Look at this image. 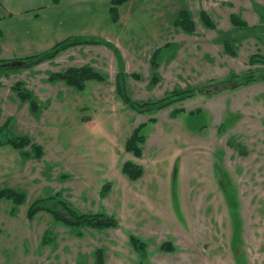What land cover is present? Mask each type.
Listing matches in <instances>:
<instances>
[{
    "label": "rangeland",
    "instance_id": "374dc122",
    "mask_svg": "<svg viewBox=\"0 0 264 264\" xmlns=\"http://www.w3.org/2000/svg\"><path fill=\"white\" fill-rule=\"evenodd\" d=\"M257 1L264 13V0ZM247 10L223 3L205 12L214 29L197 22L192 34L174 35L157 79L147 45L141 53L135 42L122 45L118 33L108 34L107 42L124 52L131 105L118 91L120 62L99 44L71 45L86 47L27 68L2 66L14 68L0 70V142L24 136L30 147L22 151L32 153L36 145L42 155L0 149V189L21 195L0 200V264H101L100 257L104 264H141L130 235L147 243L146 264H264V83L202 88L247 71L257 51L264 55L253 38L239 44L235 57L217 43V31L233 30L232 16L243 20ZM254 13V21H243L264 36V21ZM86 67L103 80L82 81L85 71L76 73L80 83L64 80ZM186 88L203 91L160 110L135 109ZM48 197L79 215L111 216L117 227L28 215L35 201ZM165 243L171 251L161 250Z\"/></svg>",
    "mask_w": 264,
    "mask_h": 264
},
{
    "label": "crops",
    "instance_id": "0c3cea01",
    "mask_svg": "<svg viewBox=\"0 0 264 264\" xmlns=\"http://www.w3.org/2000/svg\"><path fill=\"white\" fill-rule=\"evenodd\" d=\"M112 1L0 0V56L7 59L41 55L66 39H97L101 41L99 47L111 49L124 69V52L107 42L105 38L108 34L118 33L122 45L135 42L134 46L138 45L136 48L141 53L143 45H147L144 52L152 56L161 49L162 54L165 53V47L175 43L174 35L180 37V32L186 35L193 33L175 26L177 16L183 11L197 24L202 23L201 11L210 13L209 10L231 2L237 8L248 9L243 18L250 22L257 18L256 10L253 14L251 8L263 7V3L257 0V3L249 5L241 3L242 0H126L116 7L117 17L114 20ZM82 47L86 46L68 47L57 56ZM4 147L15 150L9 145H1L0 149L4 150ZM0 157L4 159L2 152Z\"/></svg>",
    "mask_w": 264,
    "mask_h": 264
},
{
    "label": "trees",
    "instance_id": "16d2710c",
    "mask_svg": "<svg viewBox=\"0 0 264 264\" xmlns=\"http://www.w3.org/2000/svg\"><path fill=\"white\" fill-rule=\"evenodd\" d=\"M126 0H114L112 1L113 10L111 11L112 17L115 20L117 17L116 14V7L123 4ZM256 11L259 13V16H261L262 20L264 21V13L263 8L259 7L256 9ZM201 21L204 23V25L211 29L213 27L212 21L209 19V17L206 15L204 11H201L200 14ZM232 28L233 30L229 31H217V43L222 45L223 52L229 56L235 57L237 55L238 46L241 44L244 40L253 38L261 45H264V41L262 40V37H264L261 34H253V29L250 28L247 23L243 20H241L237 16H232ZM175 26L180 28L181 30L185 32L192 33L194 31V23L190 19L188 13L186 11H183L179 13L175 20ZM81 43H89V44H99L101 43L100 40L97 39H71V40H64L58 44H56L50 51L36 56L26 57L23 59L18 60H6V61H0V70H12L14 67H2L3 65L7 64H22V67L27 68L31 67L33 65H36L46 59L52 58L56 56L61 50L68 48L71 45L75 44H81ZM165 47V49H167ZM162 49L157 50L152 55V63L151 68L153 71V78L157 79V75L155 73V70L157 69V64L159 61V58L162 54ZM13 62V63H12ZM249 69L245 71L242 74H234L230 73V75L224 79V80H209L205 85L202 87L203 89H212L216 88L218 86H222L226 88H232L236 89L240 86H248L254 83H260L264 82V55L260 54L259 51H257L255 54L248 57L247 62ZM17 68V67H15ZM120 73L118 72V91L121 96V98L128 104L131 105V103L128 102V99L126 97V94L124 92V85H123V75L124 69L122 67L119 68ZM85 75H83L84 79L86 80V77L90 80H103L102 76L95 73L93 69L91 68H82L81 70L74 69L68 72V74L64 75L66 82L72 85H75L76 83H80L78 79H76V73L77 72H84ZM87 74V76H86ZM61 79L63 76H57V78ZM80 78H82L80 76ZM87 79V80H88ZM81 81V82H82ZM201 88L199 89H192V88H186V89H175L171 92H167L162 98L153 100V102L149 103H141L137 105H142L143 110H138L136 107L135 109L137 111L141 112H148L151 110H160L163 109L169 105L179 103L181 101H184L186 99L193 98L198 93L202 92ZM218 92V91H216ZM195 114V113H193ZM6 138V145L8 144L12 148L16 149L17 151H22L24 147L29 146V140L27 137H20L15 136L14 134H9V136H5ZM2 143L0 142V146ZM30 147V146H29ZM32 153L30 152H23L21 155L26 158L29 155L33 154L35 157L39 158L41 157V149L40 147H36V145L32 146ZM130 173H133L134 171H131L130 169L127 171ZM136 173V171H135ZM138 175L131 176L134 179H136L140 175V171H137ZM20 192L14 190V189H0V200L3 199H13L14 201L18 200L20 198ZM37 202L36 204H34ZM30 209L28 210V215L33 216L38 212H46L50 214L52 217H54L57 221L63 222L65 224L71 225V226H77V225H86L92 228H98V229H105V228H115L117 227V221L108 215H105L103 213H95L94 215H79L76 213L73 209H71L68 205L65 203L53 199L52 197H48L46 200L41 199L35 201ZM57 210H60L61 212H57ZM128 242L131 248L139 255L141 264H146V256H147V243L133 235H130L128 237ZM161 250L163 251H171L172 248L169 244L165 243L161 246ZM101 264L103 263V258L100 257Z\"/></svg>",
    "mask_w": 264,
    "mask_h": 264
}]
</instances>
